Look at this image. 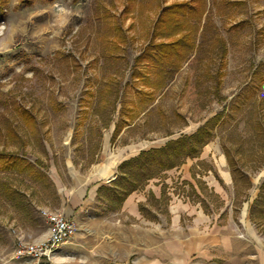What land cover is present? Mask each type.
Listing matches in <instances>:
<instances>
[{"label":"rangeland","instance_id":"374dc122","mask_svg":"<svg viewBox=\"0 0 264 264\" xmlns=\"http://www.w3.org/2000/svg\"><path fill=\"white\" fill-rule=\"evenodd\" d=\"M179 1L136 0L124 19L130 0H7L0 17V264L24 261L17 235L32 242L34 229H50L45 211L75 222L65 243L73 246L70 264H95L113 224L147 229L139 240L157 241L151 250L165 264H264V227L250 214L264 181V0H205L202 22L224 39L226 65L208 57V40L165 88L152 91L133 76L135 59L149 43L158 3ZM105 10L128 38L117 59L106 57L107 40L120 33L109 29L115 21ZM219 69L217 88L209 74ZM217 114L199 158L133 193L145 203L150 190L160 195L161 181L168 185L170 202L153 207L158 220L107 212L97 190L124 161L195 133ZM9 127L19 139L9 138ZM229 159L249 178L250 189L240 183L243 194Z\"/></svg>","mask_w":264,"mask_h":264},{"label":"trees","instance_id":"16d2710c","mask_svg":"<svg viewBox=\"0 0 264 264\" xmlns=\"http://www.w3.org/2000/svg\"><path fill=\"white\" fill-rule=\"evenodd\" d=\"M32 2L33 0H24ZM78 1V0H74ZM136 0H130L124 11V19L131 12L130 4L133 5ZM7 0H0V17H4ZM153 8V7H152ZM151 8V10H153ZM148 6L144 5L142 16L146 14ZM156 17L151 29L148 31L149 43L141 50V53L135 59V71L133 76L140 81L147 89L152 91L162 90L166 87L167 82L174 78L183 65L190 59L195 52H204L205 46L210 43L211 47L207 56L214 61L218 56L221 66H225V59L228 53L224 39L218 34L217 28H212L203 24V19L208 11L205 7V0H183L172 2L167 5L156 6ZM105 19L113 18L114 26L109 29L117 31L114 39L107 40L108 58H120L118 51L122 50V45L128 41L127 36L123 34L122 23L116 24L119 19L110 11L105 10L103 13ZM102 17V16H101ZM206 18H208L206 16ZM100 19V17H98ZM120 20V19H119ZM121 21V20H120ZM210 25V24H208ZM210 28L211 32H210ZM111 32V31H110ZM213 37L209 38L208 33ZM202 36V42L198 44V37ZM143 69L141 70V67ZM210 79L216 82L217 88L222 84L224 73L219 69L215 73L209 74ZM264 79V77H262ZM115 79L109 78L106 83L108 89L115 94L112 103H117V92L114 88ZM108 90V91H109ZM111 96V95H109ZM103 104L109 99L102 97ZM109 102V101H108ZM24 117L34 122L35 118L29 111H23ZM221 114L211 117L202 127L191 135H184L177 139L168 141L160 148H152L141 151L137 156L124 161L118 168V176L109 185H101L97 190V197L103 205L106 206L107 212H116L120 210L125 201L134 192L145 189L150 181L162 179L167 171L179 168L188 159H197L200 157L203 148L210 143L213 134V127L221 121ZM7 134L12 140L19 139L13 127H9ZM232 169L233 181L236 187V193H244L240 189V183L248 185L245 190L250 189L251 183L249 178L244 175L236 163L229 159ZM112 177V176H111ZM109 177V178H111ZM161 193L157 197L150 190L148 199L145 203H139V210L142 216L150 220H158V214L153 213V207L160 208L163 204H168L171 200L168 192V185L161 181ZM242 193V194H243ZM255 206V218H254ZM251 219L257 226L264 227V181L260 187V193L251 207Z\"/></svg>","mask_w":264,"mask_h":264},{"label":"crops","instance_id":"0c3cea01","mask_svg":"<svg viewBox=\"0 0 264 264\" xmlns=\"http://www.w3.org/2000/svg\"><path fill=\"white\" fill-rule=\"evenodd\" d=\"M158 197V195H156ZM145 200L144 197H137L132 194L125 201L122 208L116 212L117 215H124L127 213V216H130L136 220H141L144 218L139 210L140 201ZM121 211V212H120ZM119 224H113L114 237L110 236L108 242L102 245L101 249L98 250V255L95 258V264H165L164 257L162 254H158L157 250L153 251L152 248H158L157 241L150 246L148 243L143 245V241L139 240L141 232L145 231L147 236V229H130V231H125L124 227L121 228ZM111 227V225H110ZM48 227L39 229L38 231L34 229L33 235L31 236V241L37 242L41 239H46L49 236ZM116 231V235L115 232ZM111 234V230L109 232ZM113 236V235H112ZM135 238V239H133ZM161 245V244H160ZM73 249V246L67 245L65 243L61 244L57 251L54 253L51 262L43 261L42 264H70L69 257L67 256L70 251ZM13 264H34L33 260L24 259L14 261Z\"/></svg>","mask_w":264,"mask_h":264},{"label":"built area","instance_id":"2783aa9c","mask_svg":"<svg viewBox=\"0 0 264 264\" xmlns=\"http://www.w3.org/2000/svg\"><path fill=\"white\" fill-rule=\"evenodd\" d=\"M44 214L50 224L49 236L45 240L30 242L19 233L17 235L16 256L33 260L34 264H42L43 261L51 262L59 246L72 239L77 231L75 222L63 214L46 211Z\"/></svg>","mask_w":264,"mask_h":264},{"label":"clouds","instance_id":"9594fccd","mask_svg":"<svg viewBox=\"0 0 264 264\" xmlns=\"http://www.w3.org/2000/svg\"><path fill=\"white\" fill-rule=\"evenodd\" d=\"M61 11H63V9H61Z\"/></svg>","mask_w":264,"mask_h":264}]
</instances>
